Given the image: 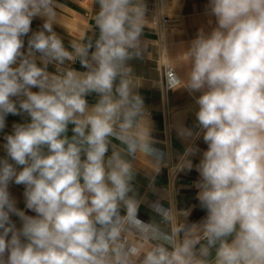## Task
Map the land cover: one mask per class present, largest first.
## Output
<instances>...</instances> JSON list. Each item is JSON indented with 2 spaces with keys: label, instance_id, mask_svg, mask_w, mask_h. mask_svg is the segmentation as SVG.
I'll use <instances>...</instances> for the list:
<instances>
[{
  "label": "clouds",
  "instance_id": "1",
  "mask_svg": "<svg viewBox=\"0 0 264 264\" xmlns=\"http://www.w3.org/2000/svg\"><path fill=\"white\" fill-rule=\"evenodd\" d=\"M61 7L0 0V132L9 114L28 118L3 136L0 264H264V0H208V30L180 53L173 89L198 106L180 135L207 145L195 165L207 214L193 222L190 209L155 202L166 227L139 218L134 184V161L158 171L163 156L128 63L146 52L145 0H91L92 35L71 50L54 30ZM198 152L188 144L173 171H191Z\"/></svg>",
  "mask_w": 264,
  "mask_h": 264
},
{
  "label": "crops",
  "instance_id": "2",
  "mask_svg": "<svg viewBox=\"0 0 264 264\" xmlns=\"http://www.w3.org/2000/svg\"><path fill=\"white\" fill-rule=\"evenodd\" d=\"M59 2L62 7L66 6L65 8L74 14L78 13L82 18V29L79 34H74L61 23V17H59L63 15L65 19L70 20L71 15L63 14L60 9L58 10L59 18L57 17V23L54 24V30L61 38L63 37L65 47L71 50L72 41L88 32L92 18L91 0L88 6H82L72 0H59ZM178 2L173 5L170 0H145L148 27L144 29L142 40L145 42L146 52L142 58H134L128 62L133 69V74L139 79L138 92L149 114L152 147L163 154L158 171L149 168L151 165L143 157L141 162L134 161V166L137 168L134 184L139 197L144 201L139 208V218L145 222L155 220L161 224L160 218L155 215L151 207L155 202L161 203L165 208L172 203L177 210L190 209L189 219L193 222H199L207 214L196 199L197 188L195 187L199 179L195 165L199 162L202 152L207 149V145L203 142L202 136L199 139L189 140L180 135L181 128L196 127L195 112L198 106L194 103L193 95L183 88L165 91L162 80L168 66L172 67L177 77L184 75L185 68L179 64V61L183 59L180 53L187 47L188 42L195 38L198 29L204 27L208 30L209 17L205 14L208 0H178ZM42 23L40 18L34 19L31 25L32 30H38ZM96 31L98 33V30ZM88 35L92 33L88 32ZM26 43L27 37L25 46ZM72 66L84 71L78 62ZM48 70L54 72L55 68L49 65ZM195 95L198 96L199 93ZM87 99L89 104H94L97 97L92 94ZM27 119L26 116L11 114L6 117V127L3 132H0V157L5 155L2 147L4 134L12 131L13 123H23ZM190 143L200 149V152L191 157L193 169L186 172H174L173 168L178 163L179 156ZM9 187L17 207L25 210L28 215H34L25 208L24 186L13 183ZM12 219L17 227H20L19 219L15 216H12Z\"/></svg>",
  "mask_w": 264,
  "mask_h": 264
},
{
  "label": "bare ground",
  "instance_id": "3",
  "mask_svg": "<svg viewBox=\"0 0 264 264\" xmlns=\"http://www.w3.org/2000/svg\"><path fill=\"white\" fill-rule=\"evenodd\" d=\"M73 1L76 2V3H78V4H80V5H82V6H88L90 0H72V2ZM170 1H171V3L173 5H176L177 3H179L178 0H170ZM65 7H61L60 10L62 11L63 14L71 15V19L70 20L69 19H65L66 17H63V15H61V16H59V17H61L60 18L61 23H63L64 25H66L70 29V31L72 33L79 34L80 31H81V29H82V26H83V24H82V18L79 16L78 13L74 14V12H71L68 8H65Z\"/></svg>",
  "mask_w": 264,
  "mask_h": 264
},
{
  "label": "built area",
  "instance_id": "4",
  "mask_svg": "<svg viewBox=\"0 0 264 264\" xmlns=\"http://www.w3.org/2000/svg\"><path fill=\"white\" fill-rule=\"evenodd\" d=\"M176 77L177 76L172 67L168 66L165 70V74L162 80V87L165 91L173 90L174 87L179 86Z\"/></svg>",
  "mask_w": 264,
  "mask_h": 264
},
{
  "label": "water",
  "instance_id": "5",
  "mask_svg": "<svg viewBox=\"0 0 264 264\" xmlns=\"http://www.w3.org/2000/svg\"><path fill=\"white\" fill-rule=\"evenodd\" d=\"M121 214H124V212L121 210Z\"/></svg>",
  "mask_w": 264,
  "mask_h": 264
}]
</instances>
